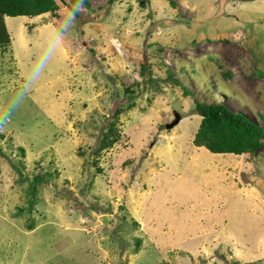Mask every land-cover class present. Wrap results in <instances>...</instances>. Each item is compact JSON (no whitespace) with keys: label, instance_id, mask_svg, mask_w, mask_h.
Masks as SVG:
<instances>
[{"label":"rangeland","instance_id":"374dc122","mask_svg":"<svg viewBox=\"0 0 264 264\" xmlns=\"http://www.w3.org/2000/svg\"><path fill=\"white\" fill-rule=\"evenodd\" d=\"M108 1L55 0L54 14L1 15L10 45L0 48V264H237L231 256L264 264V197L256 190L264 187V146L236 156L194 146L200 117L184 116L189 98L179 123L158 132L180 112L170 96L181 88L154 70L148 78L157 84L119 116V141L101 142L114 91L146 78V56L198 102L228 103L264 125V0H115L110 13ZM71 10L88 17L74 19ZM182 181L199 186L211 209L194 204L199 191L186 194L193 189ZM149 182L153 197L174 188L165 210L177 215L173 223L197 209L219 223L187 244L169 229L139 256L148 244L134 238L130 217L140 206L133 195ZM32 186L36 202L27 209ZM212 194L223 203L237 196L227 200L226 223L222 203L209 205ZM195 218L199 227L204 219Z\"/></svg>","mask_w":264,"mask_h":264},{"label":"trees","instance_id":"16d2710c","mask_svg":"<svg viewBox=\"0 0 264 264\" xmlns=\"http://www.w3.org/2000/svg\"><path fill=\"white\" fill-rule=\"evenodd\" d=\"M114 1L115 0L108 1V13L111 12ZM56 10L57 6L55 0H0V48L2 50H6L7 46L10 45V38L8 37L9 34L5 26L2 24L1 15H4L6 17H35L44 13L49 15L54 14ZM71 14L73 15L72 18L74 19L88 17L87 15H79L74 10H71ZM172 42V44H174L173 40ZM143 49H145L148 54L147 47H143ZM151 61H153V63L151 64V67H149L148 63ZM155 61V56L150 58L146 56V60H144L143 57L142 67L145 71L146 78L143 79L141 83L134 82L130 87H123L121 92L117 90L114 91L112 104L113 106L110 107V112L108 113V115L103 118L105 122L104 125L107 128L104 131V134H101V137H103L101 142L104 143L105 147L114 145L119 141V125L117 128L119 116L133 107L136 99L139 96L143 95L144 89L153 86L152 84H157L156 81H151L148 78L149 74H151V71L153 70L160 74V79L164 84L172 81L174 82V87L176 86L177 88H181L180 95L174 93L172 95L173 98H171L170 96V106H173V102H177V106H179L180 109L179 111L182 112L181 110L183 109V105L181 104V100L189 98L187 102L190 101L188 104V107L190 109H188L186 112H183L184 116L198 115L200 117L198 127L194 135L192 136V143L194 146L204 147L207 151L213 154L234 155H241L248 152L255 153L260 147L264 146V125H258L245 113L240 110H236L228 103L216 102L211 104H203L201 102H198L197 100L192 98L193 96L191 93H188L184 89H182L180 81L178 79H174V74L170 73L169 71L166 72L164 69L157 67L154 63ZM159 62L163 64L162 58ZM108 119H110L109 122ZM157 130L158 132L164 131V125L162 126L158 124ZM156 142V135H154L150 139V141L147 140L145 144L147 145L148 150L154 148ZM18 150L21 151L23 150V148L18 147ZM146 158L147 153H143V155L140 157V160L137 159L133 171L137 169L140 162V165H142L144 159ZM129 163H123V165H130ZM247 179L249 182L251 181L248 176ZM42 181L45 182L47 180H43L40 175H37L35 178V182L42 183ZM257 189L264 197V187L257 186L256 190ZM64 192H66L65 189ZM28 195L29 200L27 201V209L31 208L32 204L36 202V193L34 186L29 189ZM236 197L237 196L235 195H231L224 200L227 212L225 221H227L228 215L233 211L231 204H229L230 207L227 206V200H236ZM50 236L53 237V235ZM49 244L51 248L54 249V242L50 241ZM218 258L221 261H225V256H218ZM231 258L233 263L240 264V260L237 257L231 256Z\"/></svg>","mask_w":264,"mask_h":264},{"label":"crops","instance_id":"0c3cea01","mask_svg":"<svg viewBox=\"0 0 264 264\" xmlns=\"http://www.w3.org/2000/svg\"><path fill=\"white\" fill-rule=\"evenodd\" d=\"M247 154L250 155L249 153ZM214 155H224V154H214ZM227 155H234V154H227ZM182 182L185 185H190L193 189L192 191L191 190L187 191L186 194H190L192 192H197V191H199V194H200L199 186L193 183L189 184L190 182H185V181H182ZM174 191H175L174 188L170 189L169 187H166L165 189L158 192L153 197V194L151 192L150 182H149V184L148 183L146 184L145 189H139L138 187V190H136L138 195H133L140 203V206H135L133 208L134 210L131 211L134 214L131 216L132 218L130 217V219L132 220V222L138 223L137 225L139 228V234L136 235L134 238H137L138 241L143 239L148 244V247L146 249L140 251L139 256H141L147 250L151 249L152 246L157 242L158 238L160 236L166 235L169 229L170 230L174 229L175 232L179 236H186L187 240L181 243L187 244L188 241L190 240H195V242L204 240L208 233V226L211 224L214 225V224L219 223L218 221L214 219L205 217L202 214L203 213L202 209H197L195 211V215H197V219H200V218L204 219L200 221L199 227L196 222L194 212L190 215V218L188 221L185 218L182 219V217L185 215V213H182L179 217L180 222L173 223L177 215L173 213L170 214L169 212H166L165 210L170 207V205L167 204L168 201L173 200L175 197V194H172ZM200 196H201V199L193 203L202 206L206 210L211 209V207L210 208L208 207L207 203L201 204V202L205 201L206 198L202 194H200ZM211 196H213V198L209 200L210 201L209 205H212L213 203H219V202L222 203V205L218 207V212L220 215H224V219L221 221V224L224 222L226 223L225 221L227 217L225 216L226 204L223 203V201L221 200L219 196L213 195V194ZM187 202H190V201L187 200ZM125 211L126 209L124 210V212ZM213 214H214L213 212H210V215H213ZM191 220H193L192 223H191ZM201 227L206 228L207 231L203 233H199ZM189 247H194V246H189ZM175 252L179 254H186L188 255V257H190L188 253H181L180 251H175ZM165 255L166 256L168 255V258L172 257L170 252H167Z\"/></svg>","mask_w":264,"mask_h":264},{"label":"water","instance_id":"95a60500","mask_svg":"<svg viewBox=\"0 0 264 264\" xmlns=\"http://www.w3.org/2000/svg\"><path fill=\"white\" fill-rule=\"evenodd\" d=\"M172 119L169 123L164 124L165 130H170L174 128L179 123V118L183 116L181 112H177L176 110H172Z\"/></svg>","mask_w":264,"mask_h":264}]
</instances>
